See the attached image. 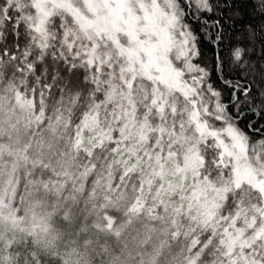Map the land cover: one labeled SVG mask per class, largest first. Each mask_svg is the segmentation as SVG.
<instances>
[{"label": "snow or ice", "instance_id": "snow-or-ice-1", "mask_svg": "<svg viewBox=\"0 0 264 264\" xmlns=\"http://www.w3.org/2000/svg\"><path fill=\"white\" fill-rule=\"evenodd\" d=\"M0 264H264V0H0Z\"/></svg>", "mask_w": 264, "mask_h": 264}, {"label": "trees", "instance_id": "trees-1", "mask_svg": "<svg viewBox=\"0 0 264 264\" xmlns=\"http://www.w3.org/2000/svg\"><path fill=\"white\" fill-rule=\"evenodd\" d=\"M247 19V18H246Z\"/></svg>", "mask_w": 264, "mask_h": 264}]
</instances>
